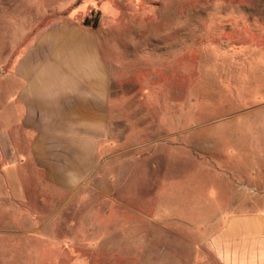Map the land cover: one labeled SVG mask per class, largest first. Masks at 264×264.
<instances>
[{
    "label": "rangeland",
    "instance_id": "rangeland-1",
    "mask_svg": "<svg viewBox=\"0 0 264 264\" xmlns=\"http://www.w3.org/2000/svg\"><path fill=\"white\" fill-rule=\"evenodd\" d=\"M65 19L97 21L114 68L105 163L74 194L4 197L0 264H212L223 208L264 192V0H0V80Z\"/></svg>",
    "mask_w": 264,
    "mask_h": 264
},
{
    "label": "crops",
    "instance_id": "crops-1",
    "mask_svg": "<svg viewBox=\"0 0 264 264\" xmlns=\"http://www.w3.org/2000/svg\"><path fill=\"white\" fill-rule=\"evenodd\" d=\"M114 73L98 26L73 19L40 29L19 48L0 80V202L12 195L22 203L35 188L74 194L100 173L116 115ZM258 132L254 166L264 164V127ZM223 170L225 190L237 177ZM249 178L264 191L263 176ZM256 193L250 204L223 208L204 241L212 264H264V192Z\"/></svg>",
    "mask_w": 264,
    "mask_h": 264
},
{
    "label": "trees",
    "instance_id": "trees-1",
    "mask_svg": "<svg viewBox=\"0 0 264 264\" xmlns=\"http://www.w3.org/2000/svg\"><path fill=\"white\" fill-rule=\"evenodd\" d=\"M98 14V13H97ZM84 25H91L93 27H97V21H93V23H89L88 20L86 19L84 22H83Z\"/></svg>",
    "mask_w": 264,
    "mask_h": 264
}]
</instances>
